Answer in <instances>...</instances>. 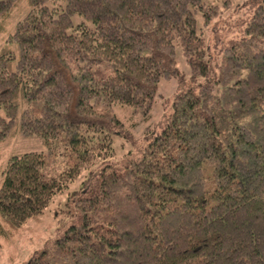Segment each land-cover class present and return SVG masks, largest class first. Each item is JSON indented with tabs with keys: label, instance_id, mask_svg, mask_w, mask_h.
I'll return each mask as SVG.
<instances>
[{
	"label": "trees",
	"instance_id": "16d2710c",
	"mask_svg": "<svg viewBox=\"0 0 264 264\" xmlns=\"http://www.w3.org/2000/svg\"><path fill=\"white\" fill-rule=\"evenodd\" d=\"M231 6L0 0V142L44 148L5 161L0 218L18 227L79 179L55 238L24 264H264V0L210 45L197 25ZM176 46L204 82L178 87L136 143L114 106L149 115L158 82L183 80ZM117 135L134 144L120 156Z\"/></svg>",
	"mask_w": 264,
	"mask_h": 264
},
{
	"label": "rangeland",
	"instance_id": "374dc122",
	"mask_svg": "<svg viewBox=\"0 0 264 264\" xmlns=\"http://www.w3.org/2000/svg\"><path fill=\"white\" fill-rule=\"evenodd\" d=\"M250 0H232V6L221 12L219 19L212 24L202 23L200 16H197V25L202 36L210 45L212 34L216 27L241 14L246 4ZM27 5L21 2L19 7L14 11L9 19L8 29H11L17 19L21 18L27 11ZM79 18L76 16L75 20ZM217 56V55H216ZM176 65L182 75L183 80H179L178 76H174L169 80L161 79L156 88V96L154 105L149 115H143L140 112H134L131 108L114 106V112L123 122V129L126 134H130L136 143L141 142L146 128H154L156 123L169 110L166 99H171L174 91L180 87L182 89L191 87L197 88L199 84L204 82L200 75H193L192 70L186 63L181 48H175ZM212 70L215 68V61L212 60ZM167 106V107H166ZM1 113V110H0ZM134 144L131 139L115 136L113 139V148L117 156L132 149ZM44 150L43 145L37 138H23L14 136L0 142V182L1 169L11 154H19L25 151H41ZM53 174L61 167L65 166V159L58 157L55 162ZM79 179L75 180L65 188L62 192L57 193L50 200L47 207L41 214L29 218L25 223L18 227L10 226L0 218V264H24L33 254L43 250L56 236V223L58 216L62 214L61 210L66 208L68 193L78 186Z\"/></svg>",
	"mask_w": 264,
	"mask_h": 264
}]
</instances>
